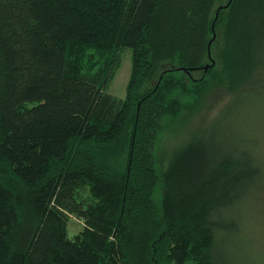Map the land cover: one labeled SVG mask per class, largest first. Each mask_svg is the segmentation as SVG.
<instances>
[{
    "label": "trees",
    "instance_id": "1",
    "mask_svg": "<svg viewBox=\"0 0 264 264\" xmlns=\"http://www.w3.org/2000/svg\"><path fill=\"white\" fill-rule=\"evenodd\" d=\"M227 1L0 0V264H219L218 232L241 228L263 185L252 142L187 145L164 173V223L150 148L162 100L186 88L179 74L197 84L191 73L210 66L222 17L225 82L264 83V0L217 11ZM123 47L121 98L104 89L109 63L75 55ZM68 214L84 221L73 237Z\"/></svg>",
    "mask_w": 264,
    "mask_h": 264
},
{
    "label": "rangeland",
    "instance_id": "2",
    "mask_svg": "<svg viewBox=\"0 0 264 264\" xmlns=\"http://www.w3.org/2000/svg\"><path fill=\"white\" fill-rule=\"evenodd\" d=\"M223 18L213 27L215 38L210 46V54L214 63L207 70L201 68L191 73L193 78H201L197 84L186 74H179L183 78L181 82L187 83L185 90L181 87L175 89L160 104L150 148L151 166L156 177L151 196L156 212L164 223V173L187 145L200 138L206 140L211 137L221 148L231 151L230 146H242L243 142L251 141L252 151L263 170V185L255 196L250 195L245 201L241 209L244 211L241 214V228L234 231V225L230 227L228 223L227 228L218 232L215 258L219 264H264V83H256L257 79L251 78L245 88L230 89L225 82ZM89 52L83 50L75 58L83 63L84 68L109 63L104 89L124 98L131 68V49L123 47L117 50L112 60L110 56L98 54L89 57ZM207 63L210 64L211 59L206 58ZM172 65L164 64L163 67L170 68ZM158 75L159 71L143 89L152 86ZM236 221L239 223V220ZM83 227L82 218L68 214L69 237L79 233ZM183 264H194V261L188 257Z\"/></svg>",
    "mask_w": 264,
    "mask_h": 264
},
{
    "label": "water",
    "instance_id": "3",
    "mask_svg": "<svg viewBox=\"0 0 264 264\" xmlns=\"http://www.w3.org/2000/svg\"><path fill=\"white\" fill-rule=\"evenodd\" d=\"M230 1H231V0H228L227 3H226L225 5H223V6L220 5V6L217 8V11H218L221 7H226V6L229 4ZM217 11H216V13H215L214 21H215V19H216V17H217ZM213 24H214V22H213ZM212 28H213V25H212ZM214 37H215V33L213 32V36H212V38H214ZM212 38H211V39L209 40V42H208V49H207L208 58L211 59V63H210V65H212V64L214 63L213 58L211 57V54H210V43H211ZM208 66H209V65H205V66H204V69L206 70V69L208 68Z\"/></svg>",
    "mask_w": 264,
    "mask_h": 264
}]
</instances>
